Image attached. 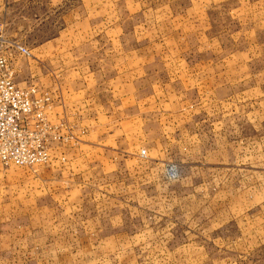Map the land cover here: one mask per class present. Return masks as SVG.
<instances>
[{"label":"rangeland","instance_id":"obj_1","mask_svg":"<svg viewBox=\"0 0 264 264\" xmlns=\"http://www.w3.org/2000/svg\"><path fill=\"white\" fill-rule=\"evenodd\" d=\"M0 34L18 86L43 67L87 69L108 54L116 84L130 77L132 113L139 98L147 117L179 104L194 135L160 160L177 168L168 180H179L178 206L139 208L109 191L101 158L86 168L95 178L0 163V264H204L218 247L220 213L236 218L228 232L264 231L256 224L264 219V0H3ZM42 41H59L45 59ZM93 41L114 44L107 52ZM194 84L215 88L198 93ZM147 145L139 150L149 158L155 143Z\"/></svg>","mask_w":264,"mask_h":264},{"label":"crops","instance_id":"obj_2","mask_svg":"<svg viewBox=\"0 0 264 264\" xmlns=\"http://www.w3.org/2000/svg\"><path fill=\"white\" fill-rule=\"evenodd\" d=\"M2 10L3 0H0V13ZM57 42L59 43V41H42L38 44L37 49L42 51L44 59L50 55V48ZM113 44L114 41L98 43V45L106 46L107 52L110 51L108 47ZM30 55L29 50L27 57ZM106 56L108 57V54ZM123 56L124 62L126 54L124 53ZM74 57L77 63V58H81L82 55ZM107 57L105 59L100 55L97 61L101 64L98 63L96 67L92 65L91 68L86 69L85 66L77 65L74 69H65L59 74L49 67H43L41 72L33 71L30 76L33 81L29 82L27 87H33L36 96H48L51 101L46 111L49 123L57 124L64 121L72 126L71 139L63 143H51V158L44 167L50 173L63 171L69 166L70 170L74 168V171L85 175L90 173L89 175L95 178L97 177L95 173L89 172L86 168L90 159L95 158L97 161L101 158L102 164L107 166L105 181L109 191L124 192L123 198L135 200L139 208L142 206L147 208L148 201L160 206L165 204V200H168L171 205L174 201L173 206L181 205L183 201H179L177 191L179 180L173 183L166 178L160 160L167 157L168 149L170 152L178 149L180 137L187 138L188 141L192 140L193 133L189 131L185 133L184 129L185 126H189L190 117L184 120L185 116L181 112L183 107H179V104L172 105L171 111L167 109L169 108L167 105L161 104L156 114L151 111L150 116L147 117V106L141 98L137 103L138 110L132 113L131 89L128 86L130 77L127 81L122 78L116 84L115 66L114 63H110L112 58L109 61ZM123 72L125 74V70ZM192 87L194 92L197 87L198 93H209L215 88L212 84H194ZM185 107L187 109V106ZM216 136L219 140L227 139L225 133L224 136L221 133ZM168 140L170 142L166 143ZM151 142L155 143L149 149L152 156L148 158L146 152V158L140 157L139 147H144ZM188 146L184 148L186 156L192 158V148L189 149ZM228 150L235 152L237 148L235 147V150L228 148ZM207 152L211 154L210 150ZM92 153L96 156L87 160V155L93 156ZM150 189L152 192L155 191L154 195H148ZM191 199L188 198L186 201ZM238 202L239 200H234L229 204L241 205ZM225 207H227L226 203ZM221 215L223 213L218 215V232L215 238L218 247L213 252H209L210 259L208 262L204 259L203 263L264 264V231L252 228L243 233L236 230L228 232L227 225L230 223L232 226L235 223L237 225L236 218L233 221ZM263 222L264 219H257L256 224H263ZM251 225L253 226V220ZM207 236L211 237V232ZM228 254L231 257H228Z\"/></svg>","mask_w":264,"mask_h":264},{"label":"built area","instance_id":"obj_3","mask_svg":"<svg viewBox=\"0 0 264 264\" xmlns=\"http://www.w3.org/2000/svg\"><path fill=\"white\" fill-rule=\"evenodd\" d=\"M5 43L0 39V163L5 167L46 165L51 145L71 139L72 126L64 121L50 124L46 118L49 97L36 96L33 87H20L14 82ZM8 45L23 56L29 55L23 44ZM140 157L146 158L145 149L140 150ZM164 171L169 180L177 176L172 163H167Z\"/></svg>","mask_w":264,"mask_h":264}]
</instances>
